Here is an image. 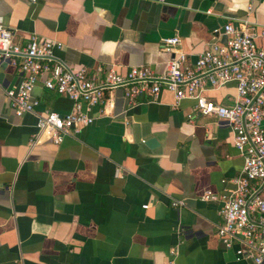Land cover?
<instances>
[{
  "label": "crops",
  "instance_id": "1",
  "mask_svg": "<svg viewBox=\"0 0 264 264\" xmlns=\"http://www.w3.org/2000/svg\"><path fill=\"white\" fill-rule=\"evenodd\" d=\"M0 20L18 46L31 34L56 42L54 58L72 70L160 74L162 38L177 36L192 63L225 22L264 31V0H0ZM255 43L264 48V36ZM20 80L0 67V264H165L173 247L175 264H251L222 248L220 204L199 200L234 189L242 159L228 127L164 90L133 106L113 90L84 109L88 127L53 145L36 139L35 114L64 115L72 102L40 80L35 113L15 117L4 91ZM205 96L228 106L234 86Z\"/></svg>",
  "mask_w": 264,
  "mask_h": 264
},
{
  "label": "built area",
  "instance_id": "2",
  "mask_svg": "<svg viewBox=\"0 0 264 264\" xmlns=\"http://www.w3.org/2000/svg\"><path fill=\"white\" fill-rule=\"evenodd\" d=\"M263 36L264 31H256L246 20L228 21L211 30L210 40L192 63L178 47L179 38L172 36L159 43L168 55L160 74L138 66L124 76L99 67L88 75L85 69L72 70L58 62L53 51L61 46L52 40L31 34L24 46H18L0 20V67H15L21 75L18 86L5 90L4 96L15 117L35 113L38 101L31 93L40 80L45 89L66 96L72 102L70 112L35 114L36 139L46 135L53 145L93 122L84 109L101 104L105 92L120 90L130 106L140 98L153 100L162 90L172 94L175 106L192 101L197 115L214 117L228 127L233 148L242 159L230 194L205 192L199 200L220 204L222 223L216 235L224 250L233 251L235 261L264 264V48L255 43ZM226 84L234 86L230 105L205 96ZM170 206L185 207L182 200H173ZM175 257V248H169L165 264H175Z\"/></svg>",
  "mask_w": 264,
  "mask_h": 264
},
{
  "label": "water",
  "instance_id": "3",
  "mask_svg": "<svg viewBox=\"0 0 264 264\" xmlns=\"http://www.w3.org/2000/svg\"><path fill=\"white\" fill-rule=\"evenodd\" d=\"M144 145L147 146V147H151V146H153V145H154V141H153V139H149L148 141H146V142L144 143Z\"/></svg>",
  "mask_w": 264,
  "mask_h": 264
}]
</instances>
